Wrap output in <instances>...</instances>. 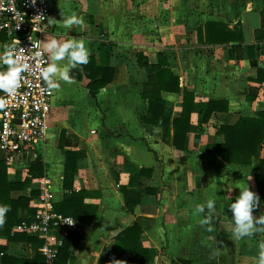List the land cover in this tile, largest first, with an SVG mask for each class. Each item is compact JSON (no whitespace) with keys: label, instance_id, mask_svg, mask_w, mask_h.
Listing matches in <instances>:
<instances>
[{"label":"crops","instance_id":"1","mask_svg":"<svg viewBox=\"0 0 264 264\" xmlns=\"http://www.w3.org/2000/svg\"><path fill=\"white\" fill-rule=\"evenodd\" d=\"M50 1L54 15L42 36L43 46L46 36L83 41L95 64L88 60L81 81L57 79L45 143L25 164L8 168V175L11 181H24L34 161L41 159L44 175L15 192V198L31 199L46 179L57 207L73 193L80 196L75 203L80 210L71 209L86 230L66 237L68 256L61 264H98L103 250L114 248L116 237L135 223L143 230L141 240L151 264H258L264 231L236 238L229 206L249 186L261 200L253 215H264V195L255 181L264 145L249 166L229 164L210 153L208 146L222 142L217 133L221 126L264 111V81H257L258 68L264 70V41L255 39L262 26L264 0ZM71 16L83 23L69 30L62 19ZM209 22L241 27L244 41H200V27ZM5 44L11 45V38L0 32V52ZM139 54L150 63L161 54L196 101H227L229 111L214 113L207 123L204 112L193 113L195 129L187 135L184 150L166 143L162 128L142 120L148 106L143 86L149 76L139 65ZM66 63V59L57 62L61 67ZM103 63L114 69V79L93 96L90 76ZM6 67L0 64V71ZM162 96L166 116L171 121L179 118L183 94L162 92ZM69 153L81 156L71 188H65ZM208 199L215 200V212L212 222L203 224L207 211L198 213L196 206L206 205ZM30 205L34 208L32 199ZM0 245L7 247L12 260L28 261L35 253L25 240L0 236Z\"/></svg>","mask_w":264,"mask_h":264},{"label":"trees","instance_id":"2","mask_svg":"<svg viewBox=\"0 0 264 264\" xmlns=\"http://www.w3.org/2000/svg\"><path fill=\"white\" fill-rule=\"evenodd\" d=\"M261 18L262 26L255 31L257 42L264 41V12L261 13ZM199 39L215 44L243 42L245 38L241 27L237 26L231 29L225 24L209 22L200 27ZM251 59L253 66L256 67L257 64L252 54ZM89 61H93V64H95L94 58ZM138 62L141 67L146 69L149 76L148 81L143 86V97L148 101V106L147 115L142 120L146 124L162 128L164 141L173 145L176 149L184 150L187 135L195 129L191 123L193 113L204 112L203 122L207 123L214 113L229 111L227 101H196L194 93L182 87L180 77L172 71L170 64L161 54H158L156 63H150L147 57L139 54ZM113 73L114 69L109 67L107 63L96 66V72L91 74V82L89 83V89L93 96H96L102 87L114 79ZM84 74H86V64L79 65V67L70 71L71 78L78 81L83 79ZM257 81H264V70L261 68H258ZM162 92L183 94V110L179 118L171 121L166 116V101L162 96ZM217 133L222 137V142L209 145L208 151L210 153L216 154L229 164L252 165L260 147L264 145V111L257 112L252 117H241L234 125L225 124L218 129ZM80 156V153H69L67 156L65 188H71L70 183L78 172L76 163ZM43 168L41 159H37L31 166L29 177L24 181H11L8 175V165L0 159V205L10 207L5 222L0 225V236H7L10 241H28L35 249L31 259L17 261L10 259L6 254V246L0 245L3 264H12V262L14 264H42L39 263L42 260L39 255V248L43 245V241L28 237L24 233L19 235L13 233L14 227L21 223L23 219L33 216L36 209L31 207L29 197L20 196L15 198L13 194L31 186L34 178L43 176ZM255 181L259 192L264 195V157L258 163ZM128 194L129 192L125 190L126 198ZM79 197L76 193L68 196L61 206H56L57 211L79 219L80 217H77L71 209L80 210L75 204L78 202ZM71 204H73V207L70 206ZM126 204L130 210H134V206L129 201ZM20 211L24 215L20 216ZM142 233L143 230L138 223L125 229L116 237L114 248L107 247L103 250L98 264H151L150 253L143 246L141 240ZM64 256H68V245L66 243L55 264H61L64 261L62 258Z\"/></svg>","mask_w":264,"mask_h":264},{"label":"built area","instance_id":"3","mask_svg":"<svg viewBox=\"0 0 264 264\" xmlns=\"http://www.w3.org/2000/svg\"><path fill=\"white\" fill-rule=\"evenodd\" d=\"M53 15L50 0H0V32L7 33L10 46L29 64V69L21 74V86L13 95L0 91V96L5 97V107L0 108V159L8 168L25 164L48 136L54 89L47 86L42 76L50 63L43 50L42 36L48 31ZM37 52L41 55L37 56ZM30 196L36 212L16 225L13 233L42 240L39 248L42 264H55L66 237L84 233L86 225L57 211L49 180H44L37 194Z\"/></svg>","mask_w":264,"mask_h":264},{"label":"clouds","instance_id":"4","mask_svg":"<svg viewBox=\"0 0 264 264\" xmlns=\"http://www.w3.org/2000/svg\"><path fill=\"white\" fill-rule=\"evenodd\" d=\"M63 24L66 29H71L74 25H81L82 20L75 16L63 17ZM44 43V53L48 55L50 60L49 66L43 70L42 76L49 88H59L57 79L67 83H71L70 70L78 65L88 63L90 52L83 41L78 40H60L49 38L46 36ZM37 56L41 53L37 52ZM66 65L61 67L57 64L58 61L65 60ZM0 64L6 65V70L0 71V91L13 95L21 86L22 73L29 69V64L23 62V58L17 54L15 47L3 45V51L0 52ZM5 107V97L0 96V108ZM260 196L251 188L245 187L240 190L238 197L229 206L232 212V222L234 224L233 235L236 238H244L253 235L258 231H264V215L255 217L253 212L260 207ZM215 200L208 199L206 205L198 204L196 211L204 213L207 211V216L202 221L203 224H210L212 216L215 212ZM10 211L7 205H0V225L5 222V217ZM211 231V229H208ZM258 264H264V243L259 245V254L257 257Z\"/></svg>","mask_w":264,"mask_h":264},{"label":"rangeland","instance_id":"5","mask_svg":"<svg viewBox=\"0 0 264 264\" xmlns=\"http://www.w3.org/2000/svg\"><path fill=\"white\" fill-rule=\"evenodd\" d=\"M34 37L37 38L38 37V34L37 33H34Z\"/></svg>","mask_w":264,"mask_h":264}]
</instances>
